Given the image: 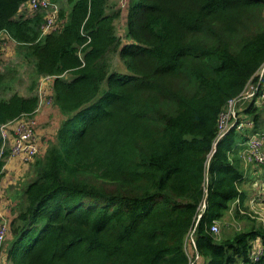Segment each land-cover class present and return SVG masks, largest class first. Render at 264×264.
Listing matches in <instances>:
<instances>
[{"label": "trees", "instance_id": "16d2710c", "mask_svg": "<svg viewBox=\"0 0 264 264\" xmlns=\"http://www.w3.org/2000/svg\"><path fill=\"white\" fill-rule=\"evenodd\" d=\"M27 1L0 0V31L33 66L28 95L7 85L13 69L0 73V127L34 113L45 75L66 118L32 163L8 263L188 264L193 232L203 264H264L263 222L211 231L245 196L238 155L260 107L246 104L254 126L218 141L217 121L264 65V0H130L128 42L116 0H53L67 19L46 35L44 13L17 16ZM116 53L130 74L115 71Z\"/></svg>", "mask_w": 264, "mask_h": 264}, {"label": "built area", "instance_id": "2783aa9c", "mask_svg": "<svg viewBox=\"0 0 264 264\" xmlns=\"http://www.w3.org/2000/svg\"><path fill=\"white\" fill-rule=\"evenodd\" d=\"M130 0H120L119 8L124 9L129 6ZM27 11L25 16L44 13L42 24V35H46L54 30L60 29L64 19L60 18V6L53 0H28L25 4ZM23 5V6H24ZM22 6V7H23ZM3 33V34H2ZM12 39L7 31H0V71L4 66L3 55L8 51L6 35ZM53 75L42 76L39 80L37 94L39 98L38 106L33 114L23 115L0 127L3 138V145L0 152L1 158L17 157L24 163H32L40 153V138L37 133V114L43 105L54 104L53 97ZM264 65L247 82L244 89L235 97L228 100L225 108L220 112L217 127V141L232 128L238 130L246 127H253L254 121L243 113L248 103H253L257 107L264 106ZM9 142V147L8 146ZM241 151V157L246 163H253L264 168V132L253 134L245 143ZM10 218L0 215V248L4 245L8 233L10 232ZM211 231L215 234L220 232L219 225L215 221L211 226ZM186 249L189 254L188 264H197L201 256L197 250L193 232L190 233L186 242ZM263 253V245L260 240H256L252 249V258L256 261ZM1 264V263H0Z\"/></svg>", "mask_w": 264, "mask_h": 264}, {"label": "crops", "instance_id": "0c3cea01", "mask_svg": "<svg viewBox=\"0 0 264 264\" xmlns=\"http://www.w3.org/2000/svg\"><path fill=\"white\" fill-rule=\"evenodd\" d=\"M116 2L118 4V0H116ZM67 8L69 9V6H67ZM124 10L125 9H123L122 12ZM26 12L28 11H27V7L25 6V8L20 9V12L19 14H17V16H20L21 14H25ZM127 12L128 9L125 12H123V16L124 19L126 20L125 21L126 24H127ZM66 19L67 16L64 19V22L66 21ZM8 47L10 49V52L8 49L9 53L6 52L3 55L5 64L7 59L11 58L12 54L15 53V55L18 56L16 41H14L13 39L11 40L9 39ZM23 95H28V93ZM260 110H261L260 117L257 121L258 132H264V106L260 107ZM37 118H38L37 133L40 138V150H41L40 155H42L43 153H45L47 147L49 146V143L51 141H54V139L56 138L57 131L60 127L59 121L62 120L63 122L66 116L63 115L59 107L56 104H54V105H43L37 114ZM7 147H9V142ZM240 153L238 156L242 158ZM242 163L244 168L243 169L244 176L241 179L240 188L244 192L245 196L242 202H240L239 200L234 202L232 206L233 209L230 211V213H232L235 210V208H239L241 215L245 216V214L251 215L253 213L252 214L253 218H257L263 221L264 223V168L259 167L258 165L253 163H246L243 160V158H242ZM25 166L26 165L22 164L21 160L17 157L12 156L6 158L5 164L3 166L4 175L0 180V215H4L8 217L11 216L12 218L15 216L14 211L21 200V195L23 191L19 189L17 185V179H20V177L22 176L21 171L25 170L26 168ZM32 176L33 174H31V178ZM242 217L239 216L234 218L239 221ZM233 231L234 230L229 231L228 233H232ZM7 247L8 246L2 248V253H1L2 255H4L5 261L7 260L6 258V252L8 249ZM204 262H205V258L200 256L197 264H203ZM237 264H245V263L241 260V262H237Z\"/></svg>", "mask_w": 264, "mask_h": 264}, {"label": "rangeland", "instance_id": "374dc122", "mask_svg": "<svg viewBox=\"0 0 264 264\" xmlns=\"http://www.w3.org/2000/svg\"><path fill=\"white\" fill-rule=\"evenodd\" d=\"M65 1L66 0H62L63 3ZM119 1L120 0H118V4H117L118 8H119ZM57 3L60 6V3L59 2H57ZM22 8H25V5ZM124 9L125 10L123 12H125L128 9V7L124 8ZM123 12H122L121 18L119 19L118 24H117L118 25V33L123 38L124 42H128V40L125 38L126 37L127 24L125 22L126 20L124 19ZM9 39L10 38H8V36H6V41H7L8 46H9ZM8 49H9V47H8ZM9 52H10V49H9ZM3 63H4V66H3L4 69H2L0 71V73L6 71L8 68L13 69V71L11 73L12 78H11V80L9 79V81L7 82L8 83L7 85H11V87L13 88L12 91L16 90L17 92H19L21 94H27L29 92L28 88L31 84V71L33 69V66H31L30 63H28L26 60H24L23 57H21L19 55L18 56L15 55V53L11 55L10 59H7L6 64H5V61L3 59ZM113 67H114L115 71H117L120 74H130V70L126 67V65L121 60L119 53L114 54ZM107 88H108V80L105 79L102 82L100 90L98 91L97 95L95 96L94 101H96L98 98H100L102 96V94L107 90ZM52 105H54V104H52ZM61 122H62V120L59 121V126H60ZM39 155H40V153H39ZM32 163L22 162V164L26 165L25 166L26 168H25V170L21 171L22 176L20 177V179H17V185H18L19 189H21V190H23L25 185L31 179V174H33L32 167H31ZM232 213H230L225 218L224 221L217 222L219 225V230H220V232L218 233L219 236L223 234V231L229 232V231L236 230V229L237 230H243V229H246L249 225L253 224L254 222L257 225H259L263 222L257 218H253V216H252L253 213L251 215H249L250 220L247 217H242L238 221L233 217ZM9 218H10V220L12 219L11 216ZM253 220H254V222H253ZM11 238H12V235L9 232L4 245L0 249V263L1 264H9L7 260H6L7 262L4 260V255H2L1 253H2V248H4L5 246H8L7 248L9 249V241ZM8 249L6 252V258L8 255ZM238 262H241V260H239Z\"/></svg>", "mask_w": 264, "mask_h": 264}]
</instances>
